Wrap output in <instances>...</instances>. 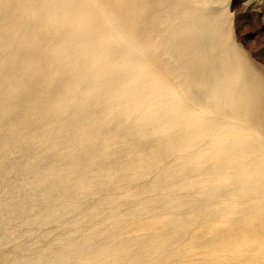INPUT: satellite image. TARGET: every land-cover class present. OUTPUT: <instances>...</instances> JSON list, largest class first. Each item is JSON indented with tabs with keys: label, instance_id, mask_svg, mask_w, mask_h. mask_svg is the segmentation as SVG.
<instances>
[{
	"label": "rangeland",
	"instance_id": "374dc122",
	"mask_svg": "<svg viewBox=\"0 0 264 264\" xmlns=\"http://www.w3.org/2000/svg\"><path fill=\"white\" fill-rule=\"evenodd\" d=\"M0 264H264V0H0Z\"/></svg>",
	"mask_w": 264,
	"mask_h": 264
},
{
	"label": "bare ground",
	"instance_id": "6f19581e",
	"mask_svg": "<svg viewBox=\"0 0 264 264\" xmlns=\"http://www.w3.org/2000/svg\"><path fill=\"white\" fill-rule=\"evenodd\" d=\"M142 1V0H141ZM172 1V0H171ZM170 2V1H169ZM63 3V2H62ZM171 3V2H170ZM173 3V2H172ZM176 3V2H175ZM183 3V2H182ZM190 3V2H189ZM194 2L192 1V4H193ZM145 4V3H144ZM147 4V3H146ZM21 5V4H20ZM24 5V4H23ZM131 5V4H130ZM171 5V4H170ZM184 5V4H183ZM177 6V5H176ZM185 7H186V5H184ZM25 7V6H24ZM189 7V6H188ZM177 8V7H176ZM187 8V7H186ZM168 9V8H167ZM170 9V8H169ZM173 9H174V7H173ZM180 9V8H179ZM183 9V8H182ZM151 10V9H150ZM166 10V9H165ZM153 11V10H152ZM151 11V12H152ZM177 11V10H176ZM49 12V11H48ZM192 12V11H191ZM68 13V12H67ZM163 13V12H162ZM185 13V12H184ZM189 13V12H188ZM160 14V13H159ZM165 14V13H164ZM173 14V12H171V14H170V16ZM186 14V13H185ZM184 14V15H185ZM49 15V14H48ZM155 15V14H154ZM189 14H187V16H188ZM192 15V14H191ZM205 15V14H204ZM131 16H132V14H131ZM161 16V15H160ZM169 16V17H170ZM166 18V17H165ZM156 19V18H155ZM167 19H170V18H167ZM179 19V18H178ZM127 21V20H126ZM139 21V20H138ZM175 23H176V21H175ZM202 23H204V22H202ZM179 24V23H178ZM180 25V24H179ZM177 27V26H176ZM179 27V26H178ZM180 30V29H179ZM178 32V31H177ZM213 32V31H212ZM140 38V37H139ZM217 38V37H216ZM215 39V38H214ZM138 40V39H137ZM144 40V39H143ZM149 40V39H148ZM139 42V41H138ZM170 42V41H169ZM217 42H218V40H217ZM222 42H223V40H222ZM217 44H219V43H217ZM173 45V44H172ZM222 45V44H221ZM213 47V46H212ZM214 48V47H213ZM218 49V48H217ZM219 49H220V47H219ZM174 51V50H173ZM176 51V50H175ZM153 54H156V53H152L151 55H153ZM183 54V53H182ZM164 58V57H163ZM177 58V57H176ZM181 58V57H180ZM154 60H155V62L157 63V60H156V58H154ZM177 61V60H176ZM216 64V63H215ZM156 65V64H155ZM158 66H160V65H158ZM156 67H157V65H156ZM168 70V72H169V68H166V71ZM165 70H163V72H164ZM165 71V73H167ZM173 71V70H172ZM186 71V70H185ZM165 73H163V74H165ZM169 76H170V74H169ZM200 77V76H199ZM200 79V78H199ZM233 83V82H232ZM192 88L193 86H189V88ZM195 88H196V86H195ZM191 93H194L195 94V91H193V90H191L190 91ZM197 94V93H196ZM193 94H191V96H192ZM196 96V95H195ZM194 97V96H193ZM3 110V109H2ZM11 112V111H10ZM9 112V113H10ZM6 117H7V115H6Z\"/></svg>",
	"mask_w": 264,
	"mask_h": 264
}]
</instances>
